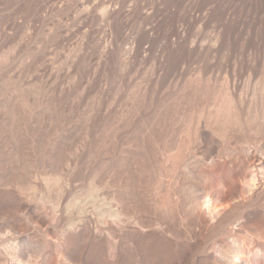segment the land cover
Instances as JSON below:
<instances>
[{"label": "rangeland", "instance_id": "1", "mask_svg": "<svg viewBox=\"0 0 264 264\" xmlns=\"http://www.w3.org/2000/svg\"><path fill=\"white\" fill-rule=\"evenodd\" d=\"M13 254L264 264V0H0Z\"/></svg>", "mask_w": 264, "mask_h": 264}, {"label": "bare ground", "instance_id": "2", "mask_svg": "<svg viewBox=\"0 0 264 264\" xmlns=\"http://www.w3.org/2000/svg\"><path fill=\"white\" fill-rule=\"evenodd\" d=\"M250 182V183H249ZM246 184L249 187L247 191H251L252 187L254 186V179H250ZM221 204V201L217 198L215 199L214 203L212 202V199L210 198L209 194H206L200 203V206L204 208L205 213L209 216L210 219L213 218V214L219 211V207L217 205ZM110 216H117V214H109ZM12 259L16 262V264H29L30 261H22L18 258L17 255L13 254ZM21 256V255H20Z\"/></svg>", "mask_w": 264, "mask_h": 264}]
</instances>
